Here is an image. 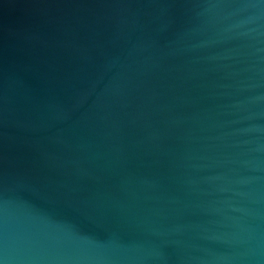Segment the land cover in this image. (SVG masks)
I'll use <instances>...</instances> for the list:
<instances>
[{"label": "water", "instance_id": "1", "mask_svg": "<svg viewBox=\"0 0 264 264\" xmlns=\"http://www.w3.org/2000/svg\"><path fill=\"white\" fill-rule=\"evenodd\" d=\"M0 264H264V0H0Z\"/></svg>", "mask_w": 264, "mask_h": 264}, {"label": "bare ground", "instance_id": "2", "mask_svg": "<svg viewBox=\"0 0 264 264\" xmlns=\"http://www.w3.org/2000/svg\"><path fill=\"white\" fill-rule=\"evenodd\" d=\"M260 255V257H262V253H260L259 254ZM259 255H257V253H252V254H250V255H246V256H244V260L245 261H251V263L252 262H254V261H257V257H259Z\"/></svg>", "mask_w": 264, "mask_h": 264}]
</instances>
